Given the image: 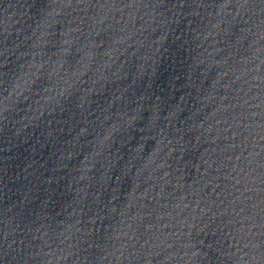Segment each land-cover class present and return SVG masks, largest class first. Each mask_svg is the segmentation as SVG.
I'll list each match as a JSON object with an SVG mask.
<instances>
[{"label": "water", "instance_id": "1", "mask_svg": "<svg viewBox=\"0 0 264 264\" xmlns=\"http://www.w3.org/2000/svg\"><path fill=\"white\" fill-rule=\"evenodd\" d=\"M154 0H0V61L60 33Z\"/></svg>", "mask_w": 264, "mask_h": 264}]
</instances>
